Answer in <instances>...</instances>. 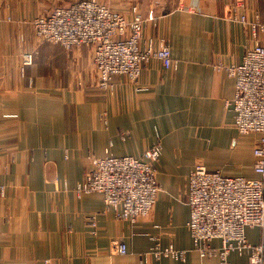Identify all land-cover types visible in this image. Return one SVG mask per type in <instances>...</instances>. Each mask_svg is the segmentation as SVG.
Returning <instances> with one entry per match:
<instances>
[{
  "label": "crops",
  "instance_id": "obj_1",
  "mask_svg": "<svg viewBox=\"0 0 264 264\" xmlns=\"http://www.w3.org/2000/svg\"><path fill=\"white\" fill-rule=\"evenodd\" d=\"M75 1L0 0V264H219L193 247L188 180L198 164L225 177H260L261 134L236 129L227 106L236 83L226 68L264 45V1L99 0L129 19L138 6L148 20L142 45L166 38L178 62L166 69L152 58L138 83L116 76L108 91L98 85L92 46L43 42L31 24ZM156 142L162 191L150 216L119 220L102 194L76 192L89 155L140 158ZM246 237L257 244L261 230L248 227ZM171 247L184 256L153 254ZM229 260L249 262L247 253Z\"/></svg>",
  "mask_w": 264,
  "mask_h": 264
},
{
  "label": "built area",
  "instance_id": "obj_2",
  "mask_svg": "<svg viewBox=\"0 0 264 264\" xmlns=\"http://www.w3.org/2000/svg\"><path fill=\"white\" fill-rule=\"evenodd\" d=\"M131 12L129 19L99 0H79L57 6L33 19L31 24L43 42L68 50L92 46L98 85L108 91L116 76L138 83L144 65L152 58L159 59L166 69L177 68L178 62L173 59L166 38L142 45L148 20L136 5ZM238 19L246 23L245 16ZM24 63H32L31 54L24 55ZM226 72L236 83L235 96L227 102L234 112L236 129L241 134H261L254 149V168L260 177H225L202 164L196 165L186 193L190 211L187 227L193 247L201 257H218L219 264H231V254L247 253L248 264H264V45L249 49L243 61L227 67ZM161 154V143L156 142L140 158L116 156L108 150L103 156L89 155L90 166L76 192L102 194L106 208L112 209L119 220L135 222L146 218L162 191L157 168ZM88 220L95 233L96 218L92 216ZM248 227L261 230L259 243L248 241ZM215 239L221 241L220 248L211 246ZM118 247L121 254L127 253L122 240ZM153 254L181 258L185 252L171 247L163 251L156 249Z\"/></svg>",
  "mask_w": 264,
  "mask_h": 264
}]
</instances>
